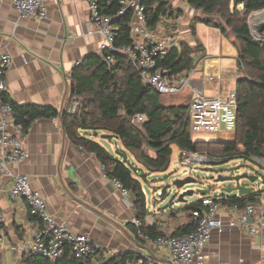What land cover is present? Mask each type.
I'll list each match as a JSON object with an SVG mask.
<instances>
[{
    "label": "crops",
    "instance_id": "1",
    "mask_svg": "<svg viewBox=\"0 0 264 264\" xmlns=\"http://www.w3.org/2000/svg\"><path fill=\"white\" fill-rule=\"evenodd\" d=\"M168 2L181 15L162 19L157 31L164 28L167 32L166 25L173 24L167 33L175 36L176 45H187L195 50L192 57L199 58L181 75H187L192 85L209 97H224L234 91L238 53L231 33L204 23L191 29L194 19L205 18L202 13L191 8L187 0ZM46 9L44 20L20 19L10 0H0V51L12 57L5 75L8 101L58 112L57 118L38 119L30 125L24 140L29 157L12 170L28 176L31 189L45 198L47 210L58 224L86 235L97 245L100 253L90 264H99L116 253L169 264L166 250L154 248L145 239L139 244L132 234L128 225L135 217L132 196L123 201L111 179L103 176L96 158L72 145L63 130L60 112L68 97L70 74L77 62L96 54L102 44L101 36L88 34V5L85 0H48ZM185 99L179 104H187ZM87 135L109 153L125 151L135 161L110 135L108 139L101 137L105 133ZM9 189V179L0 176V214L4 217L0 264H21L24 247L34 239L39 223L29 217L23 203L9 198ZM262 189L264 185L254 191ZM146 208L148 216L155 217L160 233H173L189 220V211L180 206L156 212L146 203ZM204 253L206 264H264V231L253 236L238 228L214 232Z\"/></svg>",
    "mask_w": 264,
    "mask_h": 264
},
{
    "label": "trees",
    "instance_id": "2",
    "mask_svg": "<svg viewBox=\"0 0 264 264\" xmlns=\"http://www.w3.org/2000/svg\"><path fill=\"white\" fill-rule=\"evenodd\" d=\"M99 1L103 13L116 15L118 0ZM187 1L191 8L200 11L205 17L194 19L191 29L196 23H204L217 27L223 33L228 30L237 49V124L230 141H193L189 131L187 104L164 105L162 96L144 86L136 69L120 56L116 57V64L112 66L94 55L75 66L69 77L66 105L76 99L77 109L70 114L64 108L60 114L67 140L82 151L92 154L99 164L105 167V177L118 180L130 192L135 217L143 226L136 228L128 225L139 244L143 243L144 237L156 240L162 236L156 225L148 223L150 216L141 183L146 181L148 174L164 173L168 170L172 146H176L180 152L206 154L214 161L213 165L224 164L233 158L264 159V41L255 40L247 24L252 13L264 9V0ZM142 3L146 9L147 26L150 30L155 29L162 19H173L181 15V12L172 10L168 0H143ZM130 21L131 17L128 15L117 20L115 46L129 43ZM171 25H166L169 32L174 28V25ZM194 52V49L182 44L173 48L159 62V66L167 70L170 76L179 75L192 68ZM5 101L13 107L14 123L20 126L23 134H26L35 120L58 117V112L53 109L19 106L8 101L7 96ZM136 116H144L145 121L134 125L132 119ZM87 133H92L93 136L105 133L110 135V138L119 140L123 149L133 156L144 171L145 177L140 179L134 176L121 159L91 140ZM261 197H264V189L241 197L231 195L229 203L243 208L246 204L256 203ZM197 208H200V200L184 204L182 210L191 211ZM193 230V224H186L175 230L172 235L181 236ZM99 253L100 251H96L86 262L69 256L52 262L24 254L21 264H90ZM137 260L148 264L146 259L129 253H116L99 264H127Z\"/></svg>",
    "mask_w": 264,
    "mask_h": 264
},
{
    "label": "built area",
    "instance_id": "3",
    "mask_svg": "<svg viewBox=\"0 0 264 264\" xmlns=\"http://www.w3.org/2000/svg\"><path fill=\"white\" fill-rule=\"evenodd\" d=\"M10 2L20 19L47 18L48 0ZM85 2L90 13L88 34L102 37V44L94 56L100 57L109 66L116 64L117 56L123 57L136 69L142 84L158 95H182L187 98V115L192 138L203 136L220 142L229 134L232 138L237 124L238 104L235 90L224 97H209L201 88L193 86L187 75L170 76L167 70L159 66V62L178 46L175 36L167 34L164 28H161V32L157 31V27L153 30L148 28L143 0H118V11L114 16L102 12L99 0ZM126 15L131 17L128 24L129 43L115 46L114 40L118 31L116 22ZM11 64L12 57L0 51V176L9 179V198L23 203L28 215L39 223L34 239L24 247V251L28 256L52 262L64 256L86 262L99 250L97 245L86 235L73 233L66 226L58 224L49 214L45 198L31 189L28 176L12 170L14 166L25 162L29 155L24 147L25 134L20 126L14 123L13 107L5 101V75ZM70 103L67 112L72 114L77 109L78 101L72 99ZM144 121V116L132 119L134 125H140ZM203 164L213 165L214 161L206 154L180 152L178 165L184 171L183 178L189 177L186 170L191 166ZM100 169L105 176V167L100 165ZM111 182L121 199L127 202L131 196L130 192L118 180L111 179ZM156 194L160 196L161 191H156ZM230 196L222 192L202 196L200 208L189 211L187 224L194 225L191 233L173 236L165 231L156 240L147 237L144 239L154 248L166 250L169 264H206L204 250L214 232L222 233L238 228L253 236L264 231V197L259 199V203H249L240 208L237 204L229 203ZM3 223L4 217L0 214V228ZM148 223L156 225L157 221L154 216H150ZM130 224L136 228L143 226L136 217L130 220ZM146 261L148 264H155L149 258ZM127 264H142V260L129 261Z\"/></svg>",
    "mask_w": 264,
    "mask_h": 264
},
{
    "label": "rangeland",
    "instance_id": "4",
    "mask_svg": "<svg viewBox=\"0 0 264 264\" xmlns=\"http://www.w3.org/2000/svg\"><path fill=\"white\" fill-rule=\"evenodd\" d=\"M259 16L256 20L253 16V13L248 17L247 24L250 30V33L252 37L257 40V36L255 34V28L254 26H257L260 19L264 18V13L256 14ZM183 100V96H162L161 101L164 105H174L181 103ZM187 99L184 101L186 102ZM72 101V100H71ZM70 101V102H71ZM78 101V100H77ZM68 103L66 105L65 103V109L67 110L71 103ZM193 138H196V140H203L204 142H220L216 139H210L208 137L203 136H195ZM215 138V137H213ZM231 140V134H229L226 139L223 138L222 142H227ZM116 145L118 147V150H122V146L119 141H116ZM126 154L128 162H130L133 166H136L135 161L132 159V157L127 154L125 151H123ZM116 151L113 150L112 154L115 155ZM180 157V150L176 146H172V156L170 160V166L168 170L164 173H155V174H148L146 181H142V188L144 191L147 207L149 209L155 208L156 212L159 210L167 211L170 206L175 208L176 206L183 207V204L177 203V195H174L175 192H167V194L161 198L156 194V191H161L162 188L167 186L172 180L183 178L184 171L181 167H179ZM140 168V167H139ZM189 174V177L195 178L197 182L195 184H189L183 187L180 191L184 190H192L196 192L197 190L201 188H205L206 186L211 187V193L217 194L221 191L223 187L231 186V183H219L215 184L214 180L217 178L218 175L222 176H233L237 174H243L247 173L252 176H256L258 178V181L253 185L254 188H258L259 186L262 187L264 185V159H252V160H244L242 158H233L229 161H227L224 164H217V165H198V166H191L190 169L186 170ZM240 185L242 186H249L248 181L241 180ZM201 199V196L198 194H194L192 197L186 198V203H193L196 201H199Z\"/></svg>",
    "mask_w": 264,
    "mask_h": 264
},
{
    "label": "water",
    "instance_id": "5",
    "mask_svg": "<svg viewBox=\"0 0 264 264\" xmlns=\"http://www.w3.org/2000/svg\"><path fill=\"white\" fill-rule=\"evenodd\" d=\"M262 11H264V9L261 11H258V12H262ZM255 13H257V12H254L253 15ZM255 34L257 36V40L264 41V18L260 19L257 26H255ZM192 59H193L194 65H196L199 58L197 56H194V57H192ZM101 137L103 139H108L109 135L105 134V135H102ZM219 143H222V142H219ZM115 155L119 159H121V162L123 164H125L131 170V172L133 173L134 176H136L140 179L145 177L144 171L141 168L133 166L130 162H128L126 156L123 153L116 152ZM241 180L248 181L249 186L246 187V186L240 185ZM257 181H258V178L256 176H252V175H249L247 173H243V174H237V175H233V176L218 175L217 178L214 180V183L215 184L231 183L232 184L231 186L223 187L220 192L225 193L227 195H236L237 197H241V196H245V195L253 193L254 192L253 185ZM196 182H197V180L195 178H192V177L174 179L167 186L162 188L160 197L163 198L167 194V192L174 191L175 192L174 195H177V203L184 205V204H186L185 199L188 197H192L195 193L200 195L201 197L209 195L211 193V187L210 186H206L205 188H201V189L197 190L196 192H194L192 190H184V191L178 192L183 187H185L186 185L195 184ZM257 203H259V200H257Z\"/></svg>",
    "mask_w": 264,
    "mask_h": 264
},
{
    "label": "bare ground",
    "instance_id": "6",
    "mask_svg": "<svg viewBox=\"0 0 264 264\" xmlns=\"http://www.w3.org/2000/svg\"><path fill=\"white\" fill-rule=\"evenodd\" d=\"M262 13H264V11L255 13V14L251 17V21H252V18H253V17H254L255 20H256L257 18H259V16L256 15V14H261V15H262ZM254 28H255V26H254Z\"/></svg>",
    "mask_w": 264,
    "mask_h": 264
}]
</instances>
